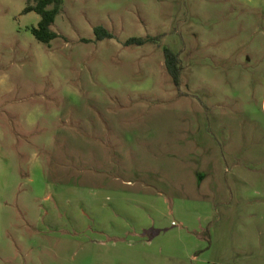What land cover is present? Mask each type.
Segmentation results:
<instances>
[{
    "label": "rangeland",
    "instance_id": "obj_1",
    "mask_svg": "<svg viewBox=\"0 0 264 264\" xmlns=\"http://www.w3.org/2000/svg\"><path fill=\"white\" fill-rule=\"evenodd\" d=\"M61 1L0 0V264H264V0Z\"/></svg>",
    "mask_w": 264,
    "mask_h": 264
},
{
    "label": "trees",
    "instance_id": "obj_2",
    "mask_svg": "<svg viewBox=\"0 0 264 264\" xmlns=\"http://www.w3.org/2000/svg\"><path fill=\"white\" fill-rule=\"evenodd\" d=\"M61 0H36L34 5L28 4L24 9V13L36 12L40 16L37 27L32 29L35 38L44 44H50L58 38V34L52 30L51 26L55 23L57 16L61 11ZM94 33L98 41L112 39L114 35L102 26L94 28ZM151 38L132 37L126 41L127 45L142 46L149 42ZM165 62L169 75L173 84L179 88L181 85L182 65L179 53L170 48L164 50Z\"/></svg>",
    "mask_w": 264,
    "mask_h": 264
},
{
    "label": "crops",
    "instance_id": "obj_3",
    "mask_svg": "<svg viewBox=\"0 0 264 264\" xmlns=\"http://www.w3.org/2000/svg\"><path fill=\"white\" fill-rule=\"evenodd\" d=\"M104 190H113V188H105ZM110 193V192H109ZM106 201V200H105ZM111 207H118V204H113V206H105V207H103L105 210H110V208ZM186 238L188 239V240H190L191 242H193V243H198L199 242V240H197V239H195L194 237H192L191 235H188V236H186ZM129 247H132L131 246V244H127Z\"/></svg>",
    "mask_w": 264,
    "mask_h": 264
}]
</instances>
